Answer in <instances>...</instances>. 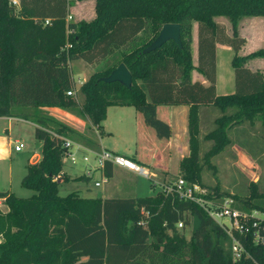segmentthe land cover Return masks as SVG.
I'll return each instance as SVG.
<instances>
[{
  "label": "trees",
  "instance_id": "1",
  "mask_svg": "<svg viewBox=\"0 0 264 264\" xmlns=\"http://www.w3.org/2000/svg\"><path fill=\"white\" fill-rule=\"evenodd\" d=\"M71 4L73 0H19V5L0 0V116L35 122V136L42 141V157L27 164L21 180L34 192L19 196L0 190V200L8 206L7 211L0 207V264H230L220 226L198 203L177 193L160 187L154 194L127 197L85 196L79 189L61 194L63 182L91 177H71L64 170L63 140L53 132L100 149L93 126L102 130L110 105H132L157 137L168 138L170 125L158 116L157 106L186 104L189 151L179 160L180 176L205 186L206 197L231 195L237 206L264 209V191L256 183L248 185L245 195H236L205 184L201 175L205 164L212 166L210 158L231 142L229 129L255 120L264 125V67L247 65L254 57L264 60V43L245 54L236 52L245 41L236 28L239 17L264 18V0H95L93 18L67 20ZM216 15L229 18L230 33ZM165 22L180 24L181 46L168 39L141 53ZM217 43L235 52L236 88L223 94L215 86ZM78 58L96 69L72 95L70 63ZM119 62L131 72L130 87L101 79ZM194 69L207 84L192 80ZM206 105L220 114L203 135L213 142L200 154L199 107ZM48 106L89 119L88 133L49 113ZM106 174L113 175L110 163ZM191 217L197 225L187 236L184 226Z\"/></svg>",
  "mask_w": 264,
  "mask_h": 264
},
{
  "label": "rangeland",
  "instance_id": "2",
  "mask_svg": "<svg viewBox=\"0 0 264 264\" xmlns=\"http://www.w3.org/2000/svg\"><path fill=\"white\" fill-rule=\"evenodd\" d=\"M70 13L73 16L71 19H75L76 15L74 11H70ZM84 16H88V14L85 13ZM215 19L223 22L226 29L231 31V22L227 16L216 15ZM236 28L238 33L243 35L246 39V42L241 49L242 53H246L263 45V17L259 15L244 14L239 17ZM196 34L197 26L194 22L192 25L191 44L193 58H196L197 56ZM231 57V49L224 47H219V49L216 48L217 70L215 84L217 93H227L234 91L236 88L235 73L230 63ZM251 59L249 64L263 70V58L254 57ZM70 67L72 76L75 80V89L78 88L81 82L84 81L85 78L87 79L96 69L94 64L83 58L72 60ZM173 106V104H159L157 106L158 116L162 119H169L171 110L174 108ZM59 109L60 112H63L64 115L68 116V113L61 110V107L54 108V110ZM136 114H138V116ZM217 114H220L217 109L212 111L209 109L201 111L198 128L200 154L207 150L213 142L212 140L204 139L203 135L216 125V123L212 121V117ZM83 124V128H85L84 132L88 133V129H86L88 123ZM107 126L108 129L113 131L112 134H108V137L105 138L107 144L112 145L118 151H123L128 154L131 152L135 153L134 151H136V153L141 155V161L148 166L150 171L153 172V176L149 178L132 172L129 176H126L122 174L120 168L116 167L114 176L100 186H96L94 183L95 178L100 177V173L96 172L95 177L89 181L73 178L70 181L63 182L60 186L61 194H66L74 189H79L83 195L101 196L107 194L121 197H127L134 194L150 195L154 194L155 191L161 187L159 182L154 183L153 185L155 179L158 180L159 178L161 180L160 182H165L166 180H173L180 176L179 172L169 173L168 170L158 168L153 160L143 153L151 143V132H153V136H155L154 130L143 121L142 116H139L138 111L135 110L133 106H111ZM34 130V126L28 123L15 121L14 129L12 131L14 138H20L21 142L25 145L24 150L13 159L16 167L12 179V185L16 194L20 196H28L34 192L33 189L22 185L20 174V171L23 169L24 163L27 160L28 151L32 150L37 141ZM228 134L231 138V142L210 158L212 166H207L206 164L203 166L201 172L202 181L209 185L217 184L219 189L236 195H245L248 191V185L251 182L256 183L259 191H264V125L260 120H255L253 124L243 123L234 126L228 130ZM15 144V142L12 143L14 151ZM93 161L95 160L92 158V162ZM84 165L85 162L83 161L82 155L79 154V161L75 168L73 169L72 167L69 170L75 175L84 170ZM70 167L71 166H69V168ZM155 171L157 175L154 173ZM0 207L3 211L7 208L4 202L0 203ZM195 225H197V219L191 217V223L184 226V232L187 236L190 235L191 228ZM225 246L227 247V244H225Z\"/></svg>",
  "mask_w": 264,
  "mask_h": 264
},
{
  "label": "built area",
  "instance_id": "3",
  "mask_svg": "<svg viewBox=\"0 0 264 264\" xmlns=\"http://www.w3.org/2000/svg\"><path fill=\"white\" fill-rule=\"evenodd\" d=\"M18 4V0H12ZM72 14L67 15V20L72 18ZM49 22L50 19L45 20ZM69 94L76 95V89L68 90ZM63 140V161L76 165L79 161V154L85 162L82 174L92 178L95 173H100V177L95 178L96 186L107 182L109 177L106 174L107 163L112 166H120L145 177H152L150 169L129 156L113 151L108 148L94 149L86 144L77 141L69 136L58 132H53ZM23 142H17L16 150L22 149ZM92 158L95 160L92 162ZM154 183H158L154 180ZM165 193H177L180 198L189 199L198 203L217 222L225 234L227 250L229 251L230 264H264V209L257 207H240L236 205L235 198L231 195L220 197H206L207 189L197 182H190L181 176L173 180L159 182ZM148 214V211H144ZM139 223L144 224L141 219ZM177 226H182V221L177 222Z\"/></svg>",
  "mask_w": 264,
  "mask_h": 264
},
{
  "label": "crops",
  "instance_id": "4",
  "mask_svg": "<svg viewBox=\"0 0 264 264\" xmlns=\"http://www.w3.org/2000/svg\"><path fill=\"white\" fill-rule=\"evenodd\" d=\"M17 5H19V0H18ZM70 9H72L70 11H72V12L74 11V13L76 15L75 19H80V18L91 19L95 16V0H73V4L70 5ZM85 13L88 14V16H84ZM228 32L230 33V31H228ZM241 36H243V35H241ZM196 39H197V36H196ZM245 42H246V39H245L244 43L236 51L237 54H245V53L241 52V49L243 48ZM219 47L231 49L232 56L235 53L234 50L229 45L217 43L216 48L219 49ZM196 51H197V43H196ZM192 58H193V56H192ZM251 60L249 59L247 62L248 67H250L251 69H258L257 67H253L251 64H249V62ZM193 62H194V64L197 63V56H196V58H193ZM230 63H231V60H230ZM216 66H217V64H216ZM216 70H217V68H216ZM259 70L262 71V69H259ZM191 78H192V80H199V81L203 82L204 84H207V82H208L206 80V78L204 77V75L201 72L197 71L196 69L192 70ZM215 86H216V84H215ZM230 92H232V91H230ZM218 94H223V93H218ZM173 105H174L173 106L174 108H172V110H171L169 119H167V120L164 119L170 125V130H171L170 136L168 138H159L155 135V132H154L155 136H153V132H151L152 133L151 134V136H152L151 143H150V145L147 146V149H145V151H143V153L145 155H148V157L153 160V162L156 164V166L158 168H161L163 170H168L169 173L179 172V160L181 159V157L186 155L189 151L188 127H187L188 105H186V104H173ZM111 106H114V105H110L107 108V116H106L105 120H103V122H102V130L97 128L96 126H93L94 131L96 133V138L100 143V148H102V147L108 148V149H111L113 151L125 154L129 157L133 156V157H135L141 161V157H140L141 155L136 153V151H134L135 153L131 152L129 154L125 153L123 151H118L112 145H108L107 142L105 141V138L108 137V134L113 133V131L108 129V126H107V120H108L109 110H110ZM125 106H132V105H125ZM55 107H58V106H48L45 108L47 111H49V113L55 115L56 117L60 118L61 120L67 122L68 124L76 127L77 129H79L83 132L85 131V128H83L84 127L83 123H88V125L86 124L87 125L86 129L89 128L88 126H89V124H91L89 119H84L82 117H79V116L61 108V110H64L68 113V116L64 115L63 112H60V109L54 110ZM206 109H209L212 111V110L217 109V108L215 106H209V105L200 106L199 107V119L201 116V111L206 110ZM138 113L140 116L141 113L140 112H138ZM136 115L138 116V114H136ZM218 115L219 114H217L216 116H218ZM216 116L212 117L213 118L212 121L214 120V118ZM3 121H5V122H3ZM15 121L16 122L19 121L21 123L22 122L28 123V124L34 126V129L37 125L35 122H33L29 119L22 118V117L8 116V115L0 116V190H10V191H14V192H15V190L13 189L12 179H13V176L15 173V167L16 166L14 164L13 159L15 157H17L18 154L24 150V146H25L24 145L23 148L20 150H16V148H15L16 152L12 148L13 142H15V143H17L18 141L21 142L20 138H18V137L14 138V136L12 134ZM34 133H35V130H34ZM36 139H37V141H36L34 147L32 148V150L28 151L27 160L24 163L23 169H21V171H20L21 180H22L23 176L25 175V173L27 172V164L29 162H36L42 157V154H41L42 141L39 140L38 138H36ZM141 164L145 165L144 163H141ZM68 165L71 167L69 168ZM147 165H149V164H147ZM75 166L76 165H73L70 162H67L65 164L64 170L67 173H69L71 175V177H76V176L82 174V172L73 175L69 169H71L72 167L74 169ZM112 167H113V175L111 177H109V179L114 176V174L116 172V167L120 168L122 171V174H124L126 176H129V174L131 172L134 173L133 171H131L127 168H124V167H120V166H112ZM154 173L156 174V171ZM155 181L160 182L161 180L158 178V180L155 179ZM134 195H137V194H134ZM134 195H131V196H134ZM85 196H87V195H85ZM101 196L102 197H112V196H116V195H107L106 194V195H101ZM2 202H3V200H0V203H2ZM6 207L7 208L5 209V211L8 210L7 205H6Z\"/></svg>",
  "mask_w": 264,
  "mask_h": 264
},
{
  "label": "water",
  "instance_id": "5",
  "mask_svg": "<svg viewBox=\"0 0 264 264\" xmlns=\"http://www.w3.org/2000/svg\"><path fill=\"white\" fill-rule=\"evenodd\" d=\"M168 39H172L179 46H181L180 40V24L177 22H165L161 25L157 36L145 46L141 53L149 52L157 47H159L163 42ZM102 80L107 82L118 81L130 87L132 83V75L127 66L123 62H119L116 67L107 76L101 77Z\"/></svg>",
  "mask_w": 264,
  "mask_h": 264
}]
</instances>
